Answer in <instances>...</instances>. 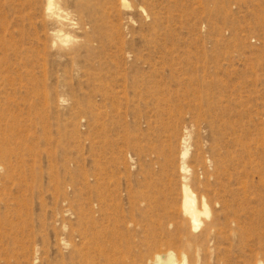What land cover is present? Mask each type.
I'll list each match as a JSON object with an SVG mask.
<instances>
[{
  "label": "rangeland",
  "instance_id": "374dc122",
  "mask_svg": "<svg viewBox=\"0 0 264 264\" xmlns=\"http://www.w3.org/2000/svg\"><path fill=\"white\" fill-rule=\"evenodd\" d=\"M54 2L0 0V264H264V0Z\"/></svg>",
  "mask_w": 264,
  "mask_h": 264
},
{
  "label": "bare ground",
  "instance_id": "6f19581e",
  "mask_svg": "<svg viewBox=\"0 0 264 264\" xmlns=\"http://www.w3.org/2000/svg\"><path fill=\"white\" fill-rule=\"evenodd\" d=\"M54 3H55L54 0H48V7L50 8L52 5H54ZM187 186L183 185L182 188V192H183L182 208L185 214L191 220V223L193 225H197L199 222V216L201 214H207L208 209L205 205H203V207L200 208L196 206L195 198L191 194V191H189V188H187ZM153 262H157L158 264H188L185 260L182 261L174 260L173 253L171 251L154 254Z\"/></svg>",
  "mask_w": 264,
  "mask_h": 264
}]
</instances>
